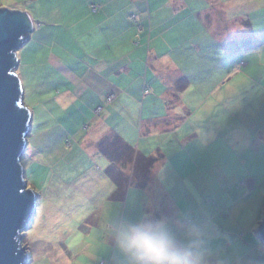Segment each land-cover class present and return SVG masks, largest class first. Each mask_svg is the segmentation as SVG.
Masks as SVG:
<instances>
[{"label": "rangeland", "instance_id": "1", "mask_svg": "<svg viewBox=\"0 0 264 264\" xmlns=\"http://www.w3.org/2000/svg\"><path fill=\"white\" fill-rule=\"evenodd\" d=\"M5 1L0 0V4L6 5ZM257 1L264 6V0ZM25 2L21 0L19 5ZM84 3L89 5L91 1L29 0L27 9L36 15L54 6L72 12L80 6L85 9ZM212 15L211 11L207 13V17ZM33 17L35 24L27 33L28 39L16 49L14 68L21 83L22 102L30 112V136L35 137L60 124L69 129L67 140L71 146L63 156L51 160L35 149L29 138L24 154L25 179L39 197L33 220L23 231L21 243L32 258L28 264H103L105 256L97 242L108 234L106 228H119L120 207L110 206L108 202L104 205L99 199L100 195L111 193L113 185L106 183H110L106 172L99 171L104 163L100 159L104 157L96 155L94 145L97 141L98 148L99 141L107 139V135L115 140L118 134L125 141L136 140L138 135L132 138L131 131L138 132V129L120 112L116 116L115 108H111L110 116L105 115L109 110L106 102L109 90L104 82L98 83V88L91 86L92 94L84 93L74 99L69 94L64 98L63 91L75 83L72 75H77L75 71L87 66L90 59L89 56L77 57L79 52L82 49L83 54L84 48L88 50L96 45L97 38L86 29L80 33L73 28L72 32V14L59 23ZM223 21L219 26L226 33L230 28ZM260 25L264 29V20ZM72 34L76 39L83 36L81 46L76 41L75 47ZM261 34L252 32L247 38L241 33L237 42L239 48L236 51L223 49V54L218 56H206L192 41L186 42L178 52L169 50L174 61L178 58L182 63H174L175 68L180 69L175 77L180 76L181 70L186 71L188 84L192 85L183 96L177 90L169 93L167 76L161 78L151 69H143L138 80L129 76L132 81L128 83L131 85L128 91L138 95L142 103L139 112L145 127L146 119L164 114L166 103L178 113L176 123L185 122L193 108L192 120H187L182 130L191 125L194 135L184 138L189 144L177 155L187 162L185 182L175 173L167 180L166 187L165 180H161L165 191L158 194L159 202L164 204L169 200L173 209L159 212L160 228L189 231L192 245L187 252L211 255L217 246L228 247L234 251L238 264H264V242L257 233L264 214V30ZM86 38L88 48L83 46ZM201 43L205 45L202 40ZM74 47L78 51L71 52ZM66 52L76 56L68 55L75 62L66 57ZM182 54L186 55L180 56ZM78 74H82L81 71ZM171 77L172 74L168 76ZM99 106L103 109L98 111ZM197 123H201V127L194 126ZM159 140L154 135H141V144L146 148H156ZM116 147L110 149L111 154L125 160L120 144ZM151 155L156 157V150ZM154 161L146 165L150 168ZM114 166L112 170L118 173ZM150 186H144L148 193L149 189L155 194L163 191V188ZM125 188L126 185H121L122 191ZM129 192L136 195L142 191L132 188ZM147 198H151V194ZM126 219L130 223L131 219ZM125 226L126 220L122 228ZM94 228L97 236L93 240L88 230Z\"/></svg>", "mask_w": 264, "mask_h": 264}, {"label": "crops", "instance_id": "2", "mask_svg": "<svg viewBox=\"0 0 264 264\" xmlns=\"http://www.w3.org/2000/svg\"><path fill=\"white\" fill-rule=\"evenodd\" d=\"M19 1L21 0H6V5L0 4V8L10 10L21 8L27 12L33 24H35L33 16L46 19L49 23H56L55 21L59 23L72 14L71 31L73 28L80 33L84 29L90 30L97 38L96 42L98 43L91 48L87 47L88 41L87 38L85 39L86 43L83 46L88 50L84 48L83 51L86 52L82 54L81 49L77 57L84 59L89 56L90 59L87 66L80 67L76 71L74 69L76 73L81 71L82 74L72 75L73 78H76L75 83L63 91L64 98L69 94H72L73 99L84 93L92 94L90 92L91 86L98 88V83L104 82L103 85L106 90H109L107 96L113 94V99L110 101L106 97L109 110L106 111L105 115L110 116L111 108H115L116 111L118 110L116 116L120 112L131 125L137 126L138 129V132L137 130L131 131L132 138L134 135H138L136 140L133 138L125 141L118 134L121 138L120 148L126 146L132 155L131 157L126 156V161L121 157L114 159L115 168H118V173L115 172L114 175L117 177L118 174L120 177L119 184L117 185L112 175L106 173L110 180V183H106L112 184L113 190L111 193L108 191L107 194L99 197L100 200L104 201V205L108 202L110 206L119 205L120 207L119 228H106L108 234L103 237L102 241L97 242L105 256L102 260L103 264H142V262L146 264V261L150 259H172L177 255L185 254L192 245L189 238L190 232L186 231L185 228H160L162 222L157 219L159 212L162 209L169 211V209H173V206L169 200L160 204L158 194L165 191L161 180H165L166 187L169 184L167 180L171 179L174 173L183 183L185 182L184 168L187 162H183L184 159L181 157L177 158V155L185 150V146L189 144V141L186 143L184 138L194 135L195 130L191 125L182 130L183 126L187 124V120H192L190 114L193 108L189 111V117H185V122L180 123L181 120L176 123L174 119L178 113L175 114L174 107L166 103L164 114L162 116L153 115L150 119H146L148 121L146 122L147 127H145L143 119H141L142 114L139 112V108L142 106L140 98L128 91L129 86H131L128 83L132 81L129 80V76L133 80H138L143 69H151L161 78L167 76L169 81L167 84H170L169 93L172 91L176 93L175 90H177L180 91L179 95L183 96L187 93L188 88L191 89L192 85L191 83L188 84L189 80L185 76L186 71L181 70L180 76L175 77L180 69L175 68L174 63L178 65L182 63L178 58L174 61L168 51L178 52L182 46H186V42L191 41L206 56L211 54L218 56L223 54V49L226 48L229 51H236L239 48L237 42L241 33L248 38L252 32L261 34V31L264 30L263 25H260L261 21L264 20V6L257 0H89L91 1L89 5L84 3L85 9L80 6L77 10L73 9L70 12V10L64 11L59 6H54L50 11L47 10L36 15L33 10L27 9L29 0H25L26 4L21 6ZM91 4L98 5L96 10L91 9ZM210 11L213 15L207 17V13ZM223 20L227 22L230 28L226 33L219 26L224 22ZM199 35L201 36L200 41ZM72 40L75 47L76 41H79L78 46H81L83 36L76 39L72 34ZM201 40L205 45H202ZM75 47L72 48L71 52L78 51ZM65 55L72 63L75 62L72 58L76 56L69 52H66ZM184 55L186 54L180 56ZM65 67L68 68L69 66ZM171 74L172 77L169 79L168 76ZM201 125V123L194 124L197 127H201ZM69 134V129L60 124L37 134L35 137H31L29 132L20 159L24 179V154L28 149L29 138L33 141L32 146L35 149L37 148L47 158L54 160L56 157L63 156L66 148L71 146L67 140ZM143 134L160 138L156 148L143 147L141 144V135ZM98 137L99 135L96 134V139ZM96 142L94 145L96 155L105 158L100 159L104 163L99 166V171L105 173L110 159L96 147ZM155 150L156 157L151 155ZM149 156L154 160L156 158L159 160L162 158V160L156 159L154 165L152 164L153 166L149 168L145 160ZM167 158H174V160L167 161ZM25 181L27 183V180ZM120 183L126 185L125 190H121ZM144 186L155 189L163 188V191L155 194L148 188V193L144 190ZM132 188L142 192L130 195L129 190ZM143 193L146 196L143 197ZM149 194H151V198H147ZM38 197L39 194L37 193ZM129 201H131L130 204H128ZM127 211L129 213H126ZM145 215L146 219H144ZM126 218L131 219L130 223ZM125 220L126 225L135 223L148 231L157 233L163 240H166V244L151 253H143L129 248L123 235L125 228L122 226ZM90 234L94 240L97 236L95 228L88 230L89 237ZM89 254L93 255L91 251ZM31 260L30 257L29 262Z\"/></svg>", "mask_w": 264, "mask_h": 264}, {"label": "water", "instance_id": "3", "mask_svg": "<svg viewBox=\"0 0 264 264\" xmlns=\"http://www.w3.org/2000/svg\"><path fill=\"white\" fill-rule=\"evenodd\" d=\"M6 18L27 16L30 25L19 37L0 32V264H28L29 256L21 243L36 211L37 193L27 186L21 156L29 132L30 112L22 102V88L14 71L16 49L32 30L26 11L0 8ZM264 242V214L257 228Z\"/></svg>", "mask_w": 264, "mask_h": 264}, {"label": "clouds", "instance_id": "4", "mask_svg": "<svg viewBox=\"0 0 264 264\" xmlns=\"http://www.w3.org/2000/svg\"><path fill=\"white\" fill-rule=\"evenodd\" d=\"M123 235L129 248L143 253H151L166 244V240L157 233L148 231L138 224L126 225ZM146 264H238V260L230 248L217 246L216 251L211 255L190 250L172 259H150L146 261Z\"/></svg>", "mask_w": 264, "mask_h": 264}, {"label": "trees", "instance_id": "5", "mask_svg": "<svg viewBox=\"0 0 264 264\" xmlns=\"http://www.w3.org/2000/svg\"><path fill=\"white\" fill-rule=\"evenodd\" d=\"M25 39H28V34L25 35ZM26 41V40H25ZM29 134V132H28ZM27 134V136H28ZM119 142H121V138L117 135V139H113L111 138L109 135H107V139H104L103 141V138L99 141L98 143V149L103 152L104 154H106L109 159H110V163L109 165L107 166V168L105 169V172L109 175H112L114 178H115V182L117 183V185L119 184V179L120 177H118V174H117V177L114 175L115 172L112 170V166H114V159L116 157L113 156V154H111L110 152V149H115L117 148L116 145L119 144ZM124 146V145H123ZM126 147V146H124ZM127 148V147H126ZM126 148H122V153H125L126 156H129L128 155V150ZM119 149V148H118ZM146 159V158H145ZM154 161V158L152 157H149L148 160L146 161L147 163H151ZM115 167V166H114Z\"/></svg>", "mask_w": 264, "mask_h": 264}, {"label": "snow or ice", "instance_id": "6", "mask_svg": "<svg viewBox=\"0 0 264 264\" xmlns=\"http://www.w3.org/2000/svg\"><path fill=\"white\" fill-rule=\"evenodd\" d=\"M30 25L27 16H15L6 18L0 13V32H4L9 36L18 38L20 33L25 31Z\"/></svg>", "mask_w": 264, "mask_h": 264}, {"label": "built area", "instance_id": "7", "mask_svg": "<svg viewBox=\"0 0 264 264\" xmlns=\"http://www.w3.org/2000/svg\"><path fill=\"white\" fill-rule=\"evenodd\" d=\"M95 8H96L95 4H92V5H91V9H92V10H95ZM112 99H113V96H112V95H108V96H107V100H108V101H110V100H112ZM97 109H98V111H99V110L102 109V107L99 106Z\"/></svg>", "mask_w": 264, "mask_h": 264}]
</instances>
